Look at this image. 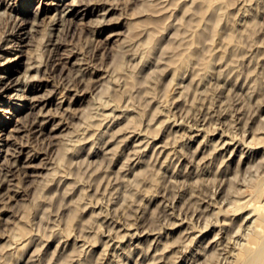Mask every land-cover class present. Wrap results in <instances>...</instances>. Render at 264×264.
Segmentation results:
<instances>
[{"label":"rangeland","instance_id":"374dc122","mask_svg":"<svg viewBox=\"0 0 264 264\" xmlns=\"http://www.w3.org/2000/svg\"><path fill=\"white\" fill-rule=\"evenodd\" d=\"M263 147L264 0H0V264H233Z\"/></svg>","mask_w":264,"mask_h":264},{"label":"bare ground","instance_id":"6f19581e","mask_svg":"<svg viewBox=\"0 0 264 264\" xmlns=\"http://www.w3.org/2000/svg\"><path fill=\"white\" fill-rule=\"evenodd\" d=\"M163 8H165V7H163ZM244 138V137H243ZM241 140V139H240ZM252 140V139H251ZM233 141V140H232ZM236 142V141H235ZM241 142H243V140L241 141ZM225 143V142H224ZM231 143V142H230ZM235 144V143H234ZM244 144V143H243ZM242 144V145H243ZM245 144H248L247 142L245 143ZM244 144V145H245ZM249 145H250V143H249ZM246 146H248V145H246ZM263 146V145H262ZM240 147V146H239ZM250 147V146H249ZM248 148V147H247ZM264 148V147H263ZM246 149V148H245ZM250 149V148H249ZM239 150V149H238ZM237 150V151H238ZM249 151V150H248ZM243 155V154H242ZM250 155V154H249ZM243 157V156H242ZM241 158V157H240ZM247 161V160H246ZM261 167H263V169H264V166L262 165ZM260 167V168H261ZM262 169V170H263ZM261 171V170H260ZM259 171V172H260ZM261 173H264V170H263V172H260V173H257V175H256V179H258V180H252V182L253 181H255L254 182V184H252V185H250V184H248L247 183V186H249L250 185V189H249V191H248V193H245L247 196H248V199H247V197L245 196V197H241V199L242 198H244V199H242V200H246L245 201V203L243 204V203H241V202H244V201H242V200H240V199H234V200H238L237 202L238 203H241L240 205L237 203V202H235L234 200H233V202H234V204H238L237 205V208L235 209V210H238L239 208L241 209V207L240 206H242L243 208L245 207L247 210H248V208L249 209H251V211H250V213H248V215L250 216V214L253 212V214L256 216V218H255V221H254V223H253V221H251L252 223H253V228H252V225H251V227H250V229H253V231H251V234L248 236V237H246L247 235H245V237H246V240H244V245L243 244H241V245H243V246H241L240 247V245H239V250L237 251V253L235 254L236 255V257H235V259H234V262H231V263H233V264H264V174L262 175ZM258 174H261V177L259 178V177H257V176H259ZM242 181V180H241ZM245 182V181H244ZM244 185H245V183H243ZM243 185V186H244ZM242 187V186H241ZM239 188V187H238ZM241 190H243V191H245L244 190V188L242 189L241 188ZM247 191V190H246ZM245 191V192H246ZM234 192V191H233ZM233 192H232V194H233ZM238 193H241V194H239V195H241L242 196V193H244V192H241V191H238ZM238 193L236 194V192H234V194L233 195H236V197H234V198H237L239 195H238ZM245 194H243V195H245ZM238 195V196H237ZM227 199V198H226ZM232 201V200H231ZM229 203H230V200H229ZM228 204V203H227ZM232 205V203H230V205H228L229 207ZM244 205V206H243ZM227 206V207H228ZM234 206V205H233ZM226 207V208H227ZM232 207V206H231ZM236 207V206H235ZM234 207V208H235ZM233 208V209H234ZM242 208V209H243ZM245 208L243 209V210H245ZM240 209L238 210V211H240ZM241 209V210H242ZM246 210V211H247ZM219 211V212H218ZM217 212H218V214L221 212V210L219 209ZM224 211V210H223ZM222 211V212H223ZM225 211H227V210H225ZM234 211V210H233ZM237 211V212H238ZM248 211V212H249ZM221 212V213H222ZM228 212V211H227ZM236 211H235V213H237ZM226 213V212H225ZM247 217V216H246ZM253 218V217H252ZM244 219H245V217H244ZM242 221H243V219H242ZM251 223V224H252ZM249 231V232H250ZM221 234V233H220ZM219 234V235H220ZM245 239V238H244ZM221 241V240H220ZM220 241L218 242V243H220ZM246 241V242H245ZM30 242V241H29ZM28 242H26V244H27ZM224 243V242H223ZM217 244V243H216ZM215 244V245H216ZM221 245H224L225 246V244H222L221 243ZM25 245L23 244V247H24ZM214 246V245H213ZM226 246H227V244H226ZM220 247V246H219ZM214 248H216L217 249V247H214ZM227 248V247H226ZM225 248V249H226ZM222 249V248H221ZM224 248L222 249V250H218L217 249V252L218 251H221L222 253H223V251L225 250ZM238 249V248H237ZM236 250V249H235ZM235 250H233V251H235ZM220 252V253H221ZM225 252V251H224ZM208 259V258H207ZM233 259V258H232ZM192 260V259H191ZM195 260V259H194ZM209 260V259H208ZM197 261V260H196ZM210 261V260H209ZM193 264H195L194 262H192ZM211 263V262H210ZM216 264V263H215ZM230 264V263H229Z\"/></svg>","mask_w":264,"mask_h":264}]
</instances>
